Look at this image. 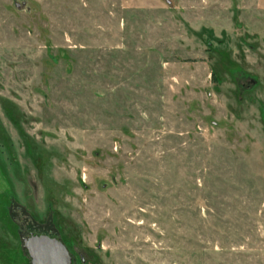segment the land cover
Wrapping results in <instances>:
<instances>
[{
    "label": "rangeland",
    "instance_id": "374dc122",
    "mask_svg": "<svg viewBox=\"0 0 264 264\" xmlns=\"http://www.w3.org/2000/svg\"><path fill=\"white\" fill-rule=\"evenodd\" d=\"M264 264V0H0V264Z\"/></svg>",
    "mask_w": 264,
    "mask_h": 264
},
{
    "label": "water",
    "instance_id": "95a60500",
    "mask_svg": "<svg viewBox=\"0 0 264 264\" xmlns=\"http://www.w3.org/2000/svg\"><path fill=\"white\" fill-rule=\"evenodd\" d=\"M24 247L31 264H71L66 247L57 239L31 236Z\"/></svg>",
    "mask_w": 264,
    "mask_h": 264
}]
</instances>
